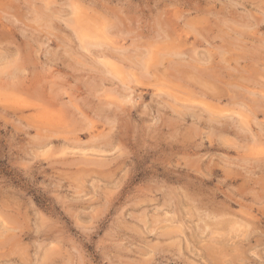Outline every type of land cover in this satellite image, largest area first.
I'll return each mask as SVG.
<instances>
[{
  "label": "rangeland",
  "instance_id": "1",
  "mask_svg": "<svg viewBox=\"0 0 264 264\" xmlns=\"http://www.w3.org/2000/svg\"><path fill=\"white\" fill-rule=\"evenodd\" d=\"M0 264H264V0H0Z\"/></svg>",
  "mask_w": 264,
  "mask_h": 264
},
{
  "label": "bare ground",
  "instance_id": "2",
  "mask_svg": "<svg viewBox=\"0 0 264 264\" xmlns=\"http://www.w3.org/2000/svg\"><path fill=\"white\" fill-rule=\"evenodd\" d=\"M90 33V32H89ZM91 35V34H90ZM82 37V36H81Z\"/></svg>",
  "mask_w": 264,
  "mask_h": 264
}]
</instances>
